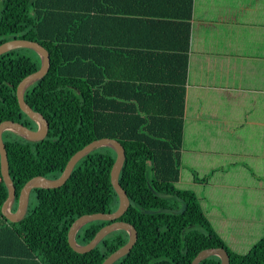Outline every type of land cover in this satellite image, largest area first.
<instances>
[{"label":"trees","instance_id":"1","mask_svg":"<svg viewBox=\"0 0 264 264\" xmlns=\"http://www.w3.org/2000/svg\"><path fill=\"white\" fill-rule=\"evenodd\" d=\"M104 14L97 0H0V45L38 42L51 58L49 73L25 95L48 121L49 135L36 143L13 132L3 135L17 191L13 211L28 181L60 177L77 152L110 138L126 151L120 184L131 205L120 221L138 232L134 248L115 264H192L201 251L215 248L227 251L230 264H264V190L232 187L242 184L224 178L229 172L239 176L234 164L215 167L202 159L194 166L184 158L188 40L182 52H129L125 40L112 44L103 38ZM40 68L39 55L30 49L0 56V124L37 128L22 112L17 88ZM116 158L109 147L97 149L61 188L34 190L19 223L2 214L8 189L0 166V264H103L127 244L122 230L87 254L68 241L80 217L118 209L111 182ZM250 174L264 185V175ZM180 199L184 213L159 212L181 209ZM108 224L86 225L77 240L88 244ZM201 264L221 259L212 256Z\"/></svg>","mask_w":264,"mask_h":264},{"label":"crops","instance_id":"2","mask_svg":"<svg viewBox=\"0 0 264 264\" xmlns=\"http://www.w3.org/2000/svg\"><path fill=\"white\" fill-rule=\"evenodd\" d=\"M97 3L103 38L129 52H182L188 40L184 158L234 164L239 176L224 178L242 184L232 187L264 190L250 174L264 175V0Z\"/></svg>","mask_w":264,"mask_h":264},{"label":"water","instance_id":"3","mask_svg":"<svg viewBox=\"0 0 264 264\" xmlns=\"http://www.w3.org/2000/svg\"><path fill=\"white\" fill-rule=\"evenodd\" d=\"M18 49L33 50L39 55L41 59V68L37 72L23 79L17 88V98L20 108L22 112H24L37 125V129H30L25 125L14 121H5L0 124V166L5 185L8 189V198L6 199L2 207V214L11 223L21 222L26 217L29 211L31 195L34 190H50L61 188L70 179L75 167L83 158L87 157L97 149L109 147L113 149L117 155L111 172V182L119 197V207L113 213H97L80 217L71 226L68 233V241L74 251L79 254H87L93 251L107 236H109L113 232L121 230L126 231L129 235V241L127 242V244L110 255L103 263L115 264L118 260L128 255L138 241V232L136 228L130 223L120 221V219L128 211L131 205V201L126 191L120 184V175L126 161V151L124 146L119 141L110 138L96 140L77 152L70 159L60 177L56 179H49L43 176H39L31 179L21 190L18 197L17 209L16 211H13V207L17 200V191L10 176L8 152L3 135L5 132H13L26 141L36 143L44 141L49 135L50 130V125L44 118V116H42L39 112L34 111L25 101L27 90L37 82L43 80L49 73L51 67L50 54L47 49L40 45L38 42L24 39H13L0 45V56ZM157 196L161 198L171 197L167 194H157ZM181 202L182 207L179 210L161 209L159 212L182 214L186 211L187 207L183 200H181ZM146 213L151 214L154 212L146 211ZM96 221L111 223L104 226L88 244H79L77 242L78 233L83 227ZM212 256L219 257L221 259V264H230V256L227 251L222 248L206 249L201 251L193 260L192 264H201L204 260Z\"/></svg>","mask_w":264,"mask_h":264},{"label":"flooded vegetation","instance_id":"4","mask_svg":"<svg viewBox=\"0 0 264 264\" xmlns=\"http://www.w3.org/2000/svg\"><path fill=\"white\" fill-rule=\"evenodd\" d=\"M37 129V128H36ZM35 129V130H36ZM111 223V222H110ZM109 225V224H108ZM77 242L79 243V244H81V245H84V244H82V242H81V240H77Z\"/></svg>","mask_w":264,"mask_h":264}]
</instances>
